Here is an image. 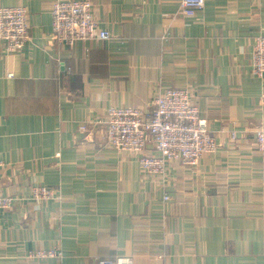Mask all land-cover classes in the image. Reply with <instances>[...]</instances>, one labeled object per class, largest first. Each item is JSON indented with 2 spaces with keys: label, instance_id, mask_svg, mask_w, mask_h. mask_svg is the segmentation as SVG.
<instances>
[{
  "label": "crops",
  "instance_id": "obj_1",
  "mask_svg": "<svg viewBox=\"0 0 264 264\" xmlns=\"http://www.w3.org/2000/svg\"><path fill=\"white\" fill-rule=\"evenodd\" d=\"M90 1L111 38L66 44L52 37L53 0H0L25 6L30 26L22 50L0 41V194L18 197L0 213V264H264V77L251 73L264 0H205L193 16L180 0ZM169 88L188 89L217 143L196 166L148 174L100 125L79 129L109 107L148 112ZM35 185L59 198L37 207Z\"/></svg>",
  "mask_w": 264,
  "mask_h": 264
},
{
  "label": "built area",
  "instance_id": "obj_2",
  "mask_svg": "<svg viewBox=\"0 0 264 264\" xmlns=\"http://www.w3.org/2000/svg\"><path fill=\"white\" fill-rule=\"evenodd\" d=\"M205 0H180L179 10L193 16L204 6ZM52 37L55 41L72 44L77 40H108L111 34L99 28L93 16L90 0H53L51 7ZM30 40L28 10L25 6L0 7V41L10 52L23 49ZM251 73L264 77V35H256L251 55ZM10 76L11 73H8ZM264 101V94L262 95ZM153 108L146 112L141 107H109L104 119L83 123L79 129L89 132L102 127L103 143L117 152L139 154L143 172L164 177L170 161L196 166L200 158L212 153L217 143L211 135L207 120L199 113L197 104L186 88H169L153 100ZM100 125V126H99ZM234 135H232L233 137ZM255 148L264 160V119L254 131ZM150 149L149 153H145ZM3 165L0 162V167ZM56 188L35 185L30 199L38 203L59 198ZM168 199L167 195L163 196ZM18 197L0 194V213L10 209ZM60 251L38 249L28 251V259L56 257ZM97 264H133L132 257L120 256L113 260L99 259Z\"/></svg>",
  "mask_w": 264,
  "mask_h": 264
}]
</instances>
